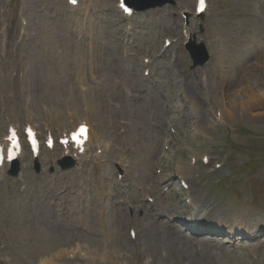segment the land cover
Returning a JSON list of instances; mask_svg holds the SVG:
<instances>
[{
  "label": "rangeland",
  "instance_id": "1",
  "mask_svg": "<svg viewBox=\"0 0 264 264\" xmlns=\"http://www.w3.org/2000/svg\"><path fill=\"white\" fill-rule=\"evenodd\" d=\"M174 1L124 19L117 0H0V140L28 117L68 125L90 103L97 142L116 138L96 174L90 159L60 173V153L45 150L39 174L26 154L16 178L0 173V264H264V117L237 112L229 130L214 117L220 94L234 105L242 83L264 92V0H208L202 18L195 0ZM189 33L210 54L202 68L183 49ZM172 154L182 178L155 171ZM119 160L124 186L113 184ZM151 174L155 218L133 219L127 206L143 200ZM178 178L196 212L174 191L155 192ZM196 215L202 235L182 225ZM133 226L141 234L128 243Z\"/></svg>",
  "mask_w": 264,
  "mask_h": 264
},
{
  "label": "bare ground",
  "instance_id": "2",
  "mask_svg": "<svg viewBox=\"0 0 264 264\" xmlns=\"http://www.w3.org/2000/svg\"><path fill=\"white\" fill-rule=\"evenodd\" d=\"M223 81V80H222ZM244 82V79H243ZM257 84H244L242 83V87L240 90H238L237 94L233 98L235 102L231 104L228 103V99L222 94H220L221 97V114H220V120L221 122L227 124L228 130L230 129V121L232 120V117L234 114L237 112L240 114L241 117L246 118L247 114L251 115V118L253 119H262L264 117V112L260 113L263 110L264 107V92L263 90L257 89ZM88 105L89 103L86 102ZM237 105V106H236ZM95 104L90 103V111L93 112ZM71 111V110H68ZM253 111V112H252ZM76 115V119L71 117L74 120H81L79 118L81 117H86V116H79V114L75 111H71ZM62 114V111H61ZM65 114V113H64ZM72 124V123H71ZM229 124V125H228ZM198 130L196 129L195 132ZM91 130H89V136H88V141L91 138ZM102 219V216L100 217ZM201 222V221H199ZM172 224H175L174 221H172ZM173 228L175 230V225H173Z\"/></svg>",
  "mask_w": 264,
  "mask_h": 264
},
{
  "label": "snow or ice",
  "instance_id": "3",
  "mask_svg": "<svg viewBox=\"0 0 264 264\" xmlns=\"http://www.w3.org/2000/svg\"><path fill=\"white\" fill-rule=\"evenodd\" d=\"M71 3L75 4L77 3V0H70ZM204 4H205V0H199V8L198 10L199 11H203L204 9ZM121 7L129 14H131L132 12V9L130 7H128L126 5V0H121ZM29 134H31V130L29 129L28 130ZM86 132V129L82 126L76 133L73 134V139L78 143H82V141L80 140V136L84 135ZM8 139L11 141V147H10V150L8 152V158L11 159L12 156L15 155V152L13 151V149H16L19 147L18 145V141L16 139V133H15V130H11L10 129V136L8 137ZM34 142V141H33ZM3 149H2V146H0V152H2Z\"/></svg>",
  "mask_w": 264,
  "mask_h": 264
},
{
  "label": "water",
  "instance_id": "4",
  "mask_svg": "<svg viewBox=\"0 0 264 264\" xmlns=\"http://www.w3.org/2000/svg\"><path fill=\"white\" fill-rule=\"evenodd\" d=\"M127 2L131 5V6H135L137 3V0H127ZM164 2V0H145L142 1L141 3L143 4L142 9H146V8H151V7H155V6H159L160 4H162Z\"/></svg>",
  "mask_w": 264,
  "mask_h": 264
}]
</instances>
